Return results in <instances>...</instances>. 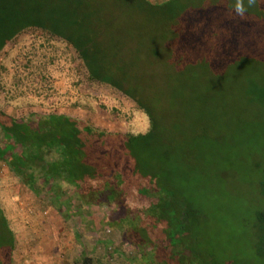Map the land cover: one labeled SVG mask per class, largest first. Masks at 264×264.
Returning <instances> with one entry per match:
<instances>
[{"label":"trees","instance_id":"obj_1","mask_svg":"<svg viewBox=\"0 0 264 264\" xmlns=\"http://www.w3.org/2000/svg\"><path fill=\"white\" fill-rule=\"evenodd\" d=\"M106 1L0 0V55L29 29L64 42L87 81L131 100L148 130L108 132L52 111L19 118L0 103V160L33 194L66 204L65 219L120 233L127 264H235L232 242L210 231L216 195L255 188L254 264H264V155L249 165L231 148L238 133L264 153V0H243V14L237 0ZM235 83L238 112L225 97ZM3 93L17 100L0 79ZM17 245L0 199V264H16Z\"/></svg>","mask_w":264,"mask_h":264},{"label":"rangeland","instance_id":"obj_2","mask_svg":"<svg viewBox=\"0 0 264 264\" xmlns=\"http://www.w3.org/2000/svg\"><path fill=\"white\" fill-rule=\"evenodd\" d=\"M99 1L102 2L100 4H109L106 0ZM261 25L264 34V23ZM260 44L264 45V39ZM72 53L67 44L45 34L41 35L36 29L26 30L19 35L0 55V79L6 93L17 99L8 103V96L3 93L0 98L3 109L19 118L52 111L57 115L63 114L91 122L100 130L108 132H146L149 122L143 112L131 100L112 88L91 85L84 74H81L80 68L78 71L73 57L76 55ZM225 87L228 88L225 97L228 100L234 99L230 111L238 112L241 105L239 84ZM253 111L254 108L245 114L247 119ZM4 138L0 130V147ZM231 142L233 158L240 160V163L249 158L250 165L264 155L253 152V148L243 143L238 133L233 135ZM238 176L240 180L244 178V174L239 173ZM234 183L239 181L235 178ZM229 193L231 199L213 193L217 194L218 200L213 208L214 220L210 226L213 239L222 243L232 242V249L227 255L232 260L237 259L235 264L257 263L254 256L256 237L252 210L260 207L259 193L247 185H238ZM0 199L17 236L16 264H39V257L33 255L39 253V221L51 219L48 211H54L55 222L58 221L59 224L60 235L56 245L60 246L59 264H127L121 254L125 258L131 257L130 249L124 250L121 247L120 233L110 229L90 231L86 223H80L77 216L65 219L57 209L61 206L63 209L60 207L59 210H67L66 204L53 205L45 193L40 197L33 194L1 160ZM262 206L264 207V203ZM83 211L100 219L107 214L99 208L89 210L87 207Z\"/></svg>","mask_w":264,"mask_h":264},{"label":"crops","instance_id":"obj_3","mask_svg":"<svg viewBox=\"0 0 264 264\" xmlns=\"http://www.w3.org/2000/svg\"><path fill=\"white\" fill-rule=\"evenodd\" d=\"M48 213L51 219L39 221V253L33 256L39 257V264H59L60 246H56L60 235L59 224L55 222L54 211Z\"/></svg>","mask_w":264,"mask_h":264},{"label":"clouds","instance_id":"obj_4","mask_svg":"<svg viewBox=\"0 0 264 264\" xmlns=\"http://www.w3.org/2000/svg\"><path fill=\"white\" fill-rule=\"evenodd\" d=\"M235 10L240 14H243L245 12L243 0H237L236 5H235Z\"/></svg>","mask_w":264,"mask_h":264}]
</instances>
